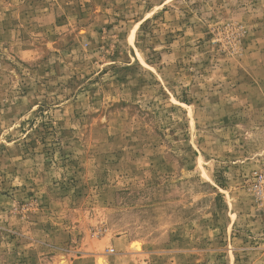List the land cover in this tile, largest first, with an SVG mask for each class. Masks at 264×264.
Masks as SVG:
<instances>
[{
    "label": "rangeland",
    "instance_id": "rangeland-1",
    "mask_svg": "<svg viewBox=\"0 0 264 264\" xmlns=\"http://www.w3.org/2000/svg\"><path fill=\"white\" fill-rule=\"evenodd\" d=\"M262 162L264 0H0V264H264Z\"/></svg>",
    "mask_w": 264,
    "mask_h": 264
},
{
    "label": "built area",
    "instance_id": "built-area-1",
    "mask_svg": "<svg viewBox=\"0 0 264 264\" xmlns=\"http://www.w3.org/2000/svg\"><path fill=\"white\" fill-rule=\"evenodd\" d=\"M248 189L264 221V162L248 177ZM260 248L264 251V226L258 234Z\"/></svg>",
    "mask_w": 264,
    "mask_h": 264
},
{
    "label": "bare ground",
    "instance_id": "bare-ground-1",
    "mask_svg": "<svg viewBox=\"0 0 264 264\" xmlns=\"http://www.w3.org/2000/svg\"><path fill=\"white\" fill-rule=\"evenodd\" d=\"M134 248H136L137 250H140V245L138 243H134ZM99 264H103L104 260L102 258H98Z\"/></svg>",
    "mask_w": 264,
    "mask_h": 264
}]
</instances>
